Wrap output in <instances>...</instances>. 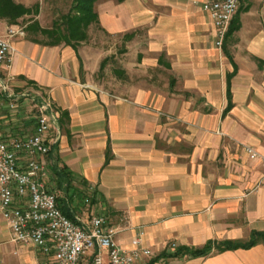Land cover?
Here are the masks:
<instances>
[{"label":"crops","instance_id":"1","mask_svg":"<svg viewBox=\"0 0 264 264\" xmlns=\"http://www.w3.org/2000/svg\"><path fill=\"white\" fill-rule=\"evenodd\" d=\"M203 2L95 0L97 22L89 26L145 40L138 66H119L117 90L96 79L102 55L82 41L73 48L16 36L4 69L18 98L10 107L0 92V133L33 132L37 103L49 101L57 139L43 157L47 176L70 172L71 205L85 193L122 246L141 231L151 254L136 264H264L262 238L171 256L178 247L247 243L264 233V0L243 11L238 4L230 50L227 42L214 46ZM39 255L11 240L0 213V264H37Z\"/></svg>","mask_w":264,"mask_h":264},{"label":"built area","instance_id":"2","mask_svg":"<svg viewBox=\"0 0 264 264\" xmlns=\"http://www.w3.org/2000/svg\"><path fill=\"white\" fill-rule=\"evenodd\" d=\"M239 0H204L202 9L214 28V44L222 45ZM0 34V92L14 107L17 95L12 78L4 69L15 52L11 37L24 36L22 27H6ZM55 112L49 101L37 103L33 132L21 137L0 133V213L10 229L11 240L30 244L40 254L37 264H136L151 254L142 246V232L133 236L131 247L119 244L116 228L102 214L85 220L68 218L57 205V194L46 183L43 157L57 139L52 135ZM251 158L258 152L246 146ZM88 202V198L83 200Z\"/></svg>","mask_w":264,"mask_h":264},{"label":"rangeland","instance_id":"3","mask_svg":"<svg viewBox=\"0 0 264 264\" xmlns=\"http://www.w3.org/2000/svg\"><path fill=\"white\" fill-rule=\"evenodd\" d=\"M16 2L22 1L25 2H35V0H15ZM254 0H239V11H243L245 8H247L250 4H252ZM21 2V3H22ZM24 5V4H23ZM25 6V5H24ZM35 6V3H33L30 7L33 9ZM70 6V0H41V3H39V9L37 14H27L24 15L16 20V24H10L7 23L4 20L3 21L6 26L4 27L2 31V35H6V27L12 26L14 28L22 27L24 31V36H34L36 39H39L40 41H48L49 38L46 34H42L40 30L31 31L28 33L27 26L35 24L33 23L35 20L37 21L38 25L43 28H50L52 26V23L54 20L58 19L61 14L66 12ZM27 7V6H26ZM238 11V13H239ZM40 14V19H36L35 17ZM16 36L11 37V41L13 43V40ZM226 37L222 42V45L220 47H216L219 50H222L223 46L225 45V42H227L228 49L230 50L231 42L233 37L230 36L229 42L226 41ZM215 40V38L213 39ZM83 42V45L86 46V51L92 50V52L95 50L101 54V61H100V69L98 71V74L96 75V79H99L105 83H110L109 88L117 90V81H115L118 78L119 75V66H138L140 62L139 59H141L142 56L137 55L136 51L143 46L144 44V38L141 32L138 34L134 33L132 35L127 34L124 36H114V35H108L106 34L97 24H92L86 29V37L81 40ZM79 41L78 44H80ZM138 47V48H136ZM94 51V52H95ZM140 66H145L141 63ZM112 83H115L112 85ZM10 89L13 91V86L10 84ZM14 92V91H13ZM15 93V92H14ZM47 185L55 190L56 194L60 196L61 192L57 188L54 178L48 177L46 178ZM77 198V197H76ZM89 201V199H88ZM89 202H82L78 203L76 206L71 207L74 209V217L75 220H85L87 217L97 214L98 212L90 208ZM89 205V206H88Z\"/></svg>","mask_w":264,"mask_h":264},{"label":"trees","instance_id":"4","mask_svg":"<svg viewBox=\"0 0 264 264\" xmlns=\"http://www.w3.org/2000/svg\"><path fill=\"white\" fill-rule=\"evenodd\" d=\"M95 0H70V6L66 12L61 14L58 19L54 20L50 28L40 27L35 20L32 25H28L26 28L28 33L35 30H40L42 34H46L49 38L48 41H40L34 36L30 39L37 43L46 45H56L64 43L76 48V44L86 37V29L91 23L97 22V13L94 10ZM39 5L35 4L34 8L24 6L22 3L15 0H0V20H4L10 24H16V20L27 14H37ZM235 27V17H233L227 35ZM49 153V152H48ZM54 181L57 188L64 193V196L57 195V205L60 210L68 218L75 221L74 209L78 203L82 202L85 198L89 197L83 193L79 199H77L71 207V198H68L67 192L72 187L73 176L65 170V168H59L53 170ZM74 205V206H73ZM264 239L263 232H254L252 238L247 243L239 242H207L201 248H187L178 247L171 256H202L208 255L212 252H221L228 249H235L238 247H249L254 245L258 239Z\"/></svg>","mask_w":264,"mask_h":264}]
</instances>
